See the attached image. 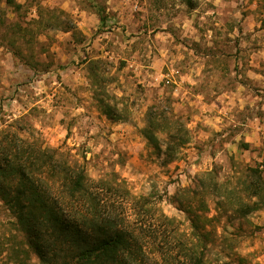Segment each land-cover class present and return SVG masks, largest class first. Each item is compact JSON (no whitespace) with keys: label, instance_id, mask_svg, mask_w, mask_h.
I'll list each match as a JSON object with an SVG mask.
<instances>
[{"label":"rangeland","instance_id":"374dc122","mask_svg":"<svg viewBox=\"0 0 264 264\" xmlns=\"http://www.w3.org/2000/svg\"><path fill=\"white\" fill-rule=\"evenodd\" d=\"M16 1L20 9L0 0V131L21 120L24 138L58 150L94 182L123 187L115 200L121 215L145 235L140 264H165L172 255L184 263L193 252L203 264H264V204L245 190L247 168L264 166V0ZM185 17L203 32L211 28L210 45L171 30ZM158 42L168 53L178 51L175 43L184 53L221 52L228 70L243 72L258 57L252 94L263 126L255 141L244 142V126L231 124L210 133L206 158L188 151L200 146L189 116L174 110L176 78L166 67L163 77L142 72ZM241 80L246 88L249 78ZM153 105L173 109L190 133L171 160L166 133L157 134L159 149L143 134ZM18 241L27 243L0 201V264H39L33 253L16 260Z\"/></svg>","mask_w":264,"mask_h":264},{"label":"trees","instance_id":"16d2710c","mask_svg":"<svg viewBox=\"0 0 264 264\" xmlns=\"http://www.w3.org/2000/svg\"><path fill=\"white\" fill-rule=\"evenodd\" d=\"M6 4L21 8L16 0ZM96 12L100 21H106L104 9L96 7ZM106 113L113 115L109 109ZM20 122L0 131V201L27 239L15 245L16 260L28 262L33 253L39 264H140L145 235L129 229L121 215L122 205L115 201L125 189L92 181L86 169L58 150L24 138L17 131ZM161 132L168 136L169 160L190 140L189 130L173 109L153 105L143 134L159 149L157 134ZM263 169V165L247 168L252 179L245 190L257 198V207L264 204ZM149 234L156 239L155 232ZM172 256L165 258V264H203L198 252L184 263Z\"/></svg>","mask_w":264,"mask_h":264},{"label":"crops","instance_id":"0c3cea01","mask_svg":"<svg viewBox=\"0 0 264 264\" xmlns=\"http://www.w3.org/2000/svg\"><path fill=\"white\" fill-rule=\"evenodd\" d=\"M219 26V29L224 32L225 29ZM170 28L177 35L184 34L183 36L194 42H201L199 45L202 46L205 38L207 37V40L211 38L212 33L211 28L207 26V32H203L204 27L198 29L187 17L180 20L176 18ZM169 36L172 37V33ZM164 41L169 42V39L166 38ZM166 42L164 43L165 49L163 44L158 42L160 47L154 52L152 60H145L140 64H142L144 73L148 74L151 71L150 68H154L156 75L160 74L163 77L166 67L171 72V76L176 78V86L172 92L174 110L176 113H185L189 116V126L195 130L197 134L195 142L200 146L194 147L193 144L188 151L195 150L199 158L202 156L206 158L208 151L204 145L210 133L218 131L224 133V128L231 124L244 126L239 135V137H244V142L255 141L263 126L260 118L256 116L257 109H259L258 98L252 94V85L256 83L258 76L256 70L258 57L251 55L248 60L250 65L243 72L235 68L228 70L226 54L217 51L213 54L205 53L203 52L204 47L186 48L187 52L184 53L181 51V45H175L177 43L174 47L178 51L168 53ZM170 43H174V40L172 39ZM210 44L208 40V45ZM243 74L249 78L246 88L241 80ZM248 106H250V111L247 110ZM253 110L255 115L251 112Z\"/></svg>","mask_w":264,"mask_h":264}]
</instances>
